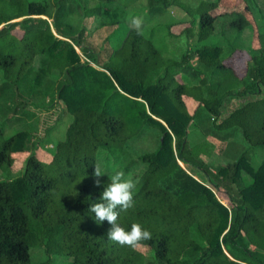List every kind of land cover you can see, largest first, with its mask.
I'll return each instance as SVG.
<instances>
[{"label":"trees","instance_id":"obj_1","mask_svg":"<svg viewBox=\"0 0 264 264\" xmlns=\"http://www.w3.org/2000/svg\"><path fill=\"white\" fill-rule=\"evenodd\" d=\"M73 1L0 0V95L26 109L49 94L47 78L60 75L53 97L72 118L50 161L37 155L44 147L30 151L29 132L9 136L0 124V177H7L0 181V264H264L258 1L196 0L194 7L191 0H147L150 20L140 30L126 24L129 3ZM171 8L187 15L179 34L172 29L181 22L159 21ZM76 13L81 24L74 30L66 21ZM222 19L226 31L218 27ZM246 31L251 64L241 77L225 61ZM247 96L261 98L223 118L227 99ZM193 129L205 139L191 143ZM240 134L246 148L214 171L206 161L216 151L212 140L227 143V153ZM150 138L156 146L146 151L141 145ZM15 154L25 167L11 178ZM105 161L138 181L135 207L119 223L151 232L139 250L109 241L110 225L89 211L110 182L102 166L101 185L94 182L96 164ZM33 247L45 251L44 262L33 263Z\"/></svg>","mask_w":264,"mask_h":264},{"label":"rangeland","instance_id":"obj_2","mask_svg":"<svg viewBox=\"0 0 264 264\" xmlns=\"http://www.w3.org/2000/svg\"><path fill=\"white\" fill-rule=\"evenodd\" d=\"M36 1V0H35ZM38 1H44V0H38ZM82 3H84V0H80ZM117 0V3L121 8L125 7L127 3V12L129 15L127 25L131 27H135V25L132 23L134 18H140L142 20V25L145 23L146 25L149 24L147 21L150 20V16L148 15L150 10H148L146 6L147 0ZM208 1H214V0H208ZM258 5L260 6V9L262 10L264 14V0H257ZM132 2V3H131ZM70 5H75V2L73 0H69ZM191 6H196L197 1L191 0L189 2ZM126 9V8H125ZM170 13L166 15L164 18L159 19V21L163 22H181L182 24L175 26L172 30L175 33L182 32L186 27L189 25L187 24V21L184 22V19L187 16L185 14V11L183 9H169ZM76 11L79 13L78 9L76 8ZM81 12V10H80ZM219 12V11H218ZM80 14V13H79ZM137 16V17H135ZM184 22V23H183ZM67 24H70L74 30L78 29L81 24V17L76 13L71 16L66 21ZM141 25V26H142ZM219 29H222L224 27V31L228 30V20H220L218 23ZM18 36H22L21 32L15 33ZM251 32L246 31L242 35V41L239 42L238 50L230 57L226 58L225 63L227 65L232 64L236 67V71L239 76L244 77L247 73V70L251 64V57L248 53L250 43H251ZM36 67L39 69L41 67L40 59L36 61ZM63 77L60 75H55L54 78H47L45 82L46 89L48 87H51L53 90H56L57 81H62ZM3 82V75L0 72V85ZM49 90V94H45V97H40L36 99L32 104H30L26 109H21L19 103L14 98H9L6 95H0V124H2L5 129L7 130L8 135H13L20 131H27L31 135L29 137L28 146L30 148V151L33 152L36 149V146L44 147L40 150L37 155L46 160L50 161L53 156V150L56 145V143L59 140H63L66 128L68 124L72 121V118L69 115L64 116L62 107L59 105V103L54 99L53 97V90ZM261 97L257 96H247L244 98H231L227 99L224 102L223 109H222V116L223 118L230 115L234 110L241 107L245 103H247L250 100H256ZM192 102H189V108L192 111L194 107L196 106L191 104ZM18 109L17 115H14V110ZM26 112H29L30 114H26ZM205 139L204 135L201 133V131L192 130L191 136H190V142L197 143L200 141H203ZM212 140V139H211ZM216 144V151H214L213 157L210 159L207 158L206 161H208L209 165H211V168L214 171H217L216 167H222L226 166L229 163H232L235 161V155L238 153H241L244 148H246L247 143L241 138V134L237 136L236 144L232 146V148L226 153L227 149V143H221L215 140H212ZM146 151H151L154 146H156L155 142L150 138V141H145L141 145ZM255 154L256 162L259 163L261 161L263 152L261 149H257ZM229 154V155H228ZM28 154L25 155V158ZM15 165L11 169L10 177H18L24 172L25 164L24 162L21 163L19 160V154H15ZM100 166H102V169L105 170V172L110 174H114L116 171H124V169L119 166L118 164H115L113 161L109 163V166L112 168H108L107 162H100ZM115 164V165H114ZM114 166V167H113ZM190 172L193 171L194 175L202 180L205 181V178L200 175V173H196V171L188 169ZM198 174V175H197ZM131 176H128L125 173V178H128ZM7 177L1 176V180H5ZM219 200H221L225 205H228V203L225 201V195L219 194L218 195ZM45 251L43 249H38L33 247L31 249L32 254V261L33 263H41L44 262L47 259Z\"/></svg>","mask_w":264,"mask_h":264},{"label":"clouds","instance_id":"obj_3","mask_svg":"<svg viewBox=\"0 0 264 264\" xmlns=\"http://www.w3.org/2000/svg\"><path fill=\"white\" fill-rule=\"evenodd\" d=\"M132 23L137 30H140L142 20L134 18ZM102 172L99 164H96L93 176L95 185H101ZM110 182L101 193L100 200L91 205L89 211L94 214V219L98 224L105 221L110 225L107 231V239L121 247H129L133 250H139L143 247L144 241L151 240L152 234L145 229L140 223H132L130 230L126 229L119 223L121 213H126L135 207L134 190L138 183L131 177L125 178L123 171H116L109 176Z\"/></svg>","mask_w":264,"mask_h":264}]
</instances>
